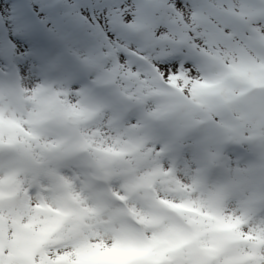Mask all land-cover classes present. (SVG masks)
Listing matches in <instances>:
<instances>
[{
	"label": "snow or ice",
	"instance_id": "snow-or-ice-1",
	"mask_svg": "<svg viewBox=\"0 0 264 264\" xmlns=\"http://www.w3.org/2000/svg\"><path fill=\"white\" fill-rule=\"evenodd\" d=\"M0 264H264V0H0Z\"/></svg>",
	"mask_w": 264,
	"mask_h": 264
}]
</instances>
